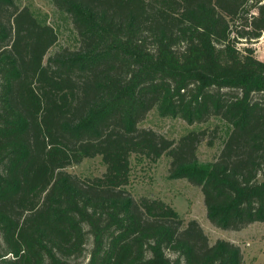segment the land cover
Listing matches in <instances>:
<instances>
[{
  "label": "trees",
  "instance_id": "obj_1",
  "mask_svg": "<svg viewBox=\"0 0 264 264\" xmlns=\"http://www.w3.org/2000/svg\"><path fill=\"white\" fill-rule=\"evenodd\" d=\"M53 2L80 46L45 62L56 29L0 0V264H243L240 246L128 186L133 155L167 154L215 226L264 222V61L239 46L264 34V0ZM154 107L228 123L218 157L199 160L205 128L175 141L140 127ZM98 155L101 176L67 171Z\"/></svg>",
  "mask_w": 264,
  "mask_h": 264
},
{
  "label": "rangeland",
  "instance_id": "obj_2",
  "mask_svg": "<svg viewBox=\"0 0 264 264\" xmlns=\"http://www.w3.org/2000/svg\"><path fill=\"white\" fill-rule=\"evenodd\" d=\"M16 2L21 7H29L41 21L51 24L58 33V41L48 51L45 62L63 48H79L80 38L71 18L67 13L59 10L53 0H16ZM261 37L249 44L242 42L239 46H251L255 56L264 61V38ZM139 125L152 128L175 141L191 130L205 128L206 137L198 149V157L202 163H209L218 157L232 128L217 116L210 117L205 123L191 125L181 117L162 116L157 107L152 108ZM209 141L212 143L209 144ZM170 168L171 157L167 154L157 162L148 159L138 161L133 155L131 184L128 189L137 200L146 196L165 201L179 212L186 223L193 219L197 220L208 235L211 244L219 239L237 244L243 253V264H264V222H254L241 230L215 226L208 218L201 188L186 178H172ZM67 171L78 177L87 178L101 176L106 171V166L102 157L98 155L70 165ZM260 179H264V172ZM87 248L89 251L91 242L88 243Z\"/></svg>",
  "mask_w": 264,
  "mask_h": 264
},
{
  "label": "built area",
  "instance_id": "obj_3",
  "mask_svg": "<svg viewBox=\"0 0 264 264\" xmlns=\"http://www.w3.org/2000/svg\"><path fill=\"white\" fill-rule=\"evenodd\" d=\"M261 38H264V34H263V37H261Z\"/></svg>",
  "mask_w": 264,
  "mask_h": 264
}]
</instances>
